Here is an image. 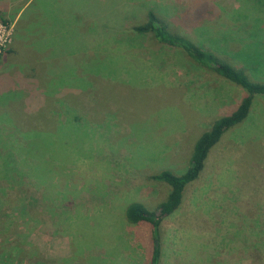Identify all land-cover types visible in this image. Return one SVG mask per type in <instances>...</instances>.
<instances>
[{
  "label": "rangeland",
  "instance_id": "374dc122",
  "mask_svg": "<svg viewBox=\"0 0 264 264\" xmlns=\"http://www.w3.org/2000/svg\"><path fill=\"white\" fill-rule=\"evenodd\" d=\"M202 2L209 18L191 20ZM150 9L183 16L194 43L264 81V0H0V68L24 78V93L0 90V165L24 159L20 176L0 170V264H150L151 225L128 222L127 206L155 210L169 188L151 176L182 173L199 135L246 94L133 34ZM61 97L79 119L64 120ZM24 113L42 128L27 142L12 128ZM159 236L158 264H264V95Z\"/></svg>",
  "mask_w": 264,
  "mask_h": 264
},
{
  "label": "trees",
  "instance_id": "16d2710c",
  "mask_svg": "<svg viewBox=\"0 0 264 264\" xmlns=\"http://www.w3.org/2000/svg\"><path fill=\"white\" fill-rule=\"evenodd\" d=\"M197 8L195 12L197 15H193L191 20L196 19L206 21V19L209 18L206 11L210 8V5L206 2H202L200 4V8ZM183 20H185L183 16L180 18H170L166 17V15H162V13H157L153 9H150L146 12L143 21L134 25L131 29L133 34L145 35L149 38V40L155 41L156 43L181 49L190 59L196 61L202 67L208 68L218 76L243 88L246 91V94L233 111L215 119L211 126L199 135L193 144L191 154L189 156L188 166L182 173L177 174L172 170L164 169L151 176L152 180L163 182L169 188L167 196L157 205L155 210H150L144 204L137 201L132 202L127 206L125 210V218L128 222L133 224L146 222L151 225L153 245L150 264H158L160 261L161 245L159 242V235L160 225L163 218L171 215L180 207L183 201L186 186L199 178L205 168L207 158L212 148L223 138L224 134L230 128L247 118L255 95H264V81H253L249 79L244 70L237 69L229 63L223 61L219 53L215 50L207 49L194 43L185 35L186 33L184 29L181 30L178 28L179 26H183ZM6 52H10V49L8 48ZM61 99L63 101V105L65 106L64 120L74 121V117L75 119H79L81 115L79 117H76L78 116L76 115L73 118L72 115L70 116L72 113L68 109L70 99L63 97H61ZM28 105L30 107L32 104L29 103ZM29 107L27 111L29 110ZM20 115L23 119L25 117L24 125L21 126L16 124L17 127H12L15 130H20L17 135H21V132L24 131V142H27L29 139L39 137L42 128L39 126L26 127L27 121L28 123L31 121L28 119L30 117H28L25 113ZM44 115L47 118H50L51 116L48 112H45ZM53 115L56 116L57 114L54 113L52 116ZM37 116L39 117L40 114ZM40 119L42 118H38L39 121ZM44 120L47 121L46 119ZM23 127L24 129H22ZM49 150H53V148H49ZM19 156H21L20 151L18 153V157ZM4 158V163L2 162L4 169L0 165V170L3 171L2 177L5 180H7L6 174H9L10 171L16 170L18 176L23 174V171L19 168L23 166L22 163L24 159L22 157L15 163V169H13L14 165L7 160V156Z\"/></svg>",
  "mask_w": 264,
  "mask_h": 264
},
{
  "label": "crops",
  "instance_id": "0c3cea01",
  "mask_svg": "<svg viewBox=\"0 0 264 264\" xmlns=\"http://www.w3.org/2000/svg\"><path fill=\"white\" fill-rule=\"evenodd\" d=\"M36 49L41 50L43 48L36 47ZM8 53H13V49L10 48V52ZM10 75L12 74L8 67L4 66L0 68V79L2 80L0 90H2L3 93H24V78H21L20 80H17V78H12V81H10Z\"/></svg>",
  "mask_w": 264,
  "mask_h": 264
}]
</instances>
